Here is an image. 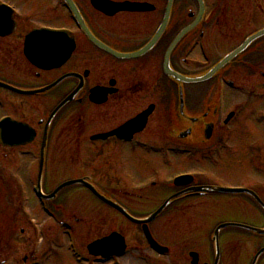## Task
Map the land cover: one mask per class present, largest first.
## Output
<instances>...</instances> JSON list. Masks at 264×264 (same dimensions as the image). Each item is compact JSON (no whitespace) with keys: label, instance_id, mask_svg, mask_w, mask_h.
Here are the masks:
<instances>
[{"label":"flooded vegetation","instance_id":"1","mask_svg":"<svg viewBox=\"0 0 264 264\" xmlns=\"http://www.w3.org/2000/svg\"><path fill=\"white\" fill-rule=\"evenodd\" d=\"M71 2L98 42L81 31L72 16ZM46 30L64 32L66 36H58L67 37L69 43L72 38L76 46L64 63L52 69L36 65L27 49L29 38ZM263 31L264 0H0V109L4 110L0 122L8 120L7 140H0V154H5L0 158V162H5L0 185L14 190L11 201L16 202L9 208L14 214H8L11 224L20 221V190L26 185L20 178L25 176L31 181L37 179L31 188L39 190L40 186L44 194L40 197L55 215L54 222L65 230L63 235L76 238L86 229L88 243L82 249L86 254L78 247L82 257L79 264H253L264 249V236L257 237L259 242H251L246 231L233 228L237 232L227 236V248L223 240L216 263L213 234L209 258L202 254L199 245H192L196 243V239L190 240L196 234V230L191 231L193 224L183 236H171L170 231L162 236L156 234L154 227L160 219L170 222L174 217L165 213L168 209L147 225L154 240L169 250L165 256L152 249L145 226L132 220H145L155 211L146 214L139 208L165 202L181 192L184 195L171 205H180L179 212H188L192 202L202 206L215 195L191 190L220 186L217 182L189 172L176 175H194L192 183L182 187L171 181L123 182L117 178L118 172L114 183H102L96 175L104 172L103 158L107 155L113 159L114 154H121V158L127 154L131 162L139 154H167L175 143L180 144L182 157L228 158L235 172L232 174H241L239 180L248 182L247 177L250 180L259 175L264 178V158L259 155L264 150ZM44 42V38L34 39L32 50L46 59L44 50L39 48ZM51 44L55 54L60 45ZM211 71L215 75L209 81L184 84L181 88L172 79L173 73L194 80ZM181 101L183 109L178 112ZM137 119V125L124 129ZM142 125L144 128L138 131ZM121 128V137L96 139ZM74 141L83 142L90 156L101 158L100 168L95 166L96 174L77 179L87 181L129 217L86 187L80 188L103 211L90 209V213H95L87 218L73 212L60 213L59 208L65 205L61 195L70 188L51 197L70 180L53 182L54 187H48L50 154L71 153ZM8 154L32 159V170L16 168L19 163ZM139 163L150 164L145 159ZM247 188L259 195L262 192L258 182ZM229 207L233 223L254 227L264 224V209L250 198L233 196ZM104 210L111 214L103 213ZM96 221L98 225L93 227L91 222ZM107 221L115 226L107 227L103 224ZM113 234H117L123 248L120 256L102 262L101 257L89 254L90 244ZM256 264H264V253Z\"/></svg>","mask_w":264,"mask_h":264},{"label":"rangeland","instance_id":"2","mask_svg":"<svg viewBox=\"0 0 264 264\" xmlns=\"http://www.w3.org/2000/svg\"><path fill=\"white\" fill-rule=\"evenodd\" d=\"M3 112L4 110L1 108L0 114ZM171 151L172 152L168 153L166 161H162L166 156L161 154V152L156 154H139V158L135 157L134 161L131 162L129 161L131 158L127 156V154H122V158L120 157L121 154H114L113 159L111 156L107 155L106 158H103V163L106 165L103 172L104 174L101 173L96 176L102 183H109L110 181L114 183L116 178L115 173L118 172L117 178H120L123 182L169 184L174 175L189 172L202 175L205 180L217 182L220 187L224 186L233 189L247 188L249 184L252 185L253 182H258L261 184L264 197V178L259 175L249 180L246 176L248 182L243 179L239 180L241 174H232L235 172L228 158H220L218 155L212 156L211 159H199L197 156L190 158L182 157L181 155L175 156V154H181V150L179 149V145L174 143L172 144ZM125 152L127 153L128 151ZM4 155L5 154H0V158ZM8 155L12 156V158L19 163L15 165L16 168L19 167L28 171L32 170L34 164L32 159H20L19 154ZM259 155H262L264 158V150L262 154ZM50 159L48 187L53 186V182L59 183L63 180L77 179L96 174L95 166L98 168L101 166V158L99 159V156H90L87 153L85 144L78 141L71 143V153L50 154ZM144 159L149 161L150 164L142 165L139 163V161ZM4 165L5 162L2 160L0 162V171L4 169ZM254 170L255 167H251V171L254 172ZM20 174L24 175L23 172ZM244 174L246 175V173ZM110 177L112 178L110 179ZM20 179L26 184L21 188L20 192L23 194V206L26 208V214L28 216H25L24 212L19 211L18 208L17 215L20 218L18 223L13 222V224H11L8 217V208H11L10 204L16 202L11 201L14 198V193L6 189V187H3L5 185H1L2 188L0 189V264H23L26 260L29 261H27V264H79L71 254V252H74L68 247V237L66 238V236L63 235L65 230L60 228L58 223L51 221L54 219L50 220V218H46L40 209L37 197L34 195L31 188L32 185H36L37 179L31 178V181L29 177L25 176H21ZM238 196L246 199L244 195ZM61 198L65 204H62L59 208L61 214L65 213V215H67L73 212L79 217L87 218L89 215L94 216L95 212L90 213V209H95V211L99 212L103 211L101 210L102 208H100L95 201L93 202L91 198L86 195L85 191L78 186L74 187L72 190L70 188V190L61 195ZM214 198L215 199L212 200L208 199L202 206L196 205L194 202L190 203L193 204V207H190V210L185 213L179 212V209L182 208L180 206L173 208L172 212L168 214L171 213L174 217L170 222H168L167 218L160 219L154 227L156 234L162 236L170 231L171 236H183L185 231L187 233L190 232L187 231L188 226L193 224V226H191V231L196 230V234L194 233V237L190 240L194 242L196 239V243H192V245L194 247L195 244L199 245V248L203 252L202 254L210 258L211 233L220 225L232 221L229 215V199H233V196L228 194H216ZM162 202L163 200H161L160 203L154 202L151 206L139 208L140 212L148 214L161 205ZM85 209H87V211ZM16 210L17 208L15 211ZM103 213L107 215L111 214L110 211L106 212L105 210ZM109 221L103 224H106L107 227H114L115 224ZM91 224L94 227L98 225V222H91ZM263 225L264 224L259 223L258 227ZM16 229L17 234L11 236L12 231L14 232ZM22 230H24L23 234L20 233ZM236 232V229H225L221 232V241H226L225 244L222 243L225 248H227V236L230 233ZM91 235H95V233H91ZM245 235L251 237V242L260 241L251 233H245ZM77 236L73 239L74 241L70 242H75L77 249L78 247H80L81 250L85 249L88 243V233L86 229ZM261 239V241H264V237ZM82 251L86 254L84 250Z\"/></svg>","mask_w":264,"mask_h":264},{"label":"water","instance_id":"3","mask_svg":"<svg viewBox=\"0 0 264 264\" xmlns=\"http://www.w3.org/2000/svg\"><path fill=\"white\" fill-rule=\"evenodd\" d=\"M71 11L76 19V21L78 22L79 26L81 27V29L87 33V29L84 25V22H83V19L78 11V9L73 5V3L71 2ZM164 26V24H163ZM162 26V27H163ZM43 33V34H42ZM58 35H64L66 36V34L64 33H61V34H56V33H52V32H41V33H37V34H34L32 35L30 38H29V42L27 43V49L29 50V52H31L33 54L29 55V57L33 60V62L38 65V66H42L46 69H52L53 67L55 66H58V65H61L62 63H64V61H66V59L69 57L70 55V52L72 54L73 50H74V42L73 40L71 39V43L67 42V37H63V36H58ZM36 38H44L45 39V44L43 46H38L39 48H42L44 50V53H45V57L46 59H43L42 57H40L36 51H33V43L32 41ZM57 38L62 41L59 43V41L57 40ZM93 40V38H91ZM47 41V42H46ZM50 42V43H49ZM52 42L54 43H57L59 44L60 46H57L59 47L58 51L53 54L52 52V48L54 46H52ZM173 75V78L178 82V83H181V82H191L192 80H186V79H183L181 78L180 76H175L174 74ZM210 76L206 77V78H203V79H200V80H194V82L196 81H206L207 79H209ZM50 89V88H49ZM48 90V89H47ZM43 92L46 91V90H42ZM76 93L71 95V101L74 99ZM64 104H62L60 106V108L63 106ZM59 108V109H60ZM137 121H134L132 123H129L124 129H128L130 128V125L132 126V124H135L137 125L136 123ZM4 125V123H3ZM143 125L140 126V130L143 129ZM122 129L116 131L115 134H117L119 137L120 135H122ZM114 134V135H115ZM108 136H101V137H98V139H106ZM187 178H190V177H182V178H178L175 182L177 185H187V184H190L191 181L187 180ZM71 185H84L88 188H92L88 183H86L84 180H76V181H72V182H68L64 185H62L56 192L55 194H57L58 192H60L62 189L66 188V187H69ZM196 191H214V192H218V193H248L249 195H251L252 197H254L261 205V201L259 200V198L252 192L250 191H247V190H230V189H221V188H214V187H208V188H197L195 189ZM92 191L97 195L99 196L100 198H102L105 202L109 203L110 205H112L113 207H116L114 204H112L111 202L105 200V198L101 197L93 188H92ZM54 194V195H55ZM171 202V199L168 200L150 219H148L147 221L145 222H140V223H149L151 221H153L162 211H164V209L169 205V203ZM232 226H236L234 224H226V225H223L221 227H219L215 233V237H214V242L216 244V249H217V252L219 254V233H220V230L224 229V228H227V227H232ZM247 230H250V231H253V232H256L258 234H261V235H264V230H258V229H255V228H251V227H246ZM147 237L152 245V247L154 249H156L157 251H159L160 253H166L163 251V249L151 238L150 234L147 233ZM122 247L120 246V243H118V238L116 237H112V238H109V239H105L103 241H100L98 243H95L91 246H89V250L91 252L92 255H95V256H102L104 258H110L111 256H116V255H120L121 252H118V250H120ZM162 250V252H161ZM263 251L260 253L262 254ZM259 254V255H260Z\"/></svg>","mask_w":264,"mask_h":264}]
</instances>
